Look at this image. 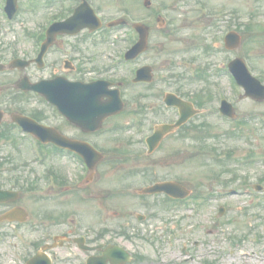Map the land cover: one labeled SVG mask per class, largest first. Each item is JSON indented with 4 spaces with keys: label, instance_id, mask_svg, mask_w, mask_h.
<instances>
[{
    "label": "rangeland",
    "instance_id": "374dc122",
    "mask_svg": "<svg viewBox=\"0 0 264 264\" xmlns=\"http://www.w3.org/2000/svg\"><path fill=\"white\" fill-rule=\"evenodd\" d=\"M20 2L27 3L26 0ZM199 3L208 7L213 16L205 21L199 18ZM139 7L142 8L134 5V17L142 15L143 8L140 11ZM156 10L170 14L176 35L166 32L167 27L160 28L156 15L152 17L151 45L141 62L153 66L154 80L148 86L131 87L130 97L129 90L124 96L128 101L125 113H128L136 95H148L144 101L151 106V125L147 123L140 130L128 128L87 135V139L102 147L107 159L99 164L94 180L85 184L87 192L84 194H75V189L85 187L74 184L80 170L75 159L62 154L49 156L44 150V156L39 154L43 160L33 159L32 162V155L15 130L0 149V155L6 157L3 165L6 176H17L21 180L19 184L25 188L35 182L36 193L28 190L20 200L30 213L29 220L37 206L45 211L53 207L65 211L62 205L65 198L56 196L63 185L43 190L48 189L45 174L53 169L65 176V184L73 192L68 196L72 200L70 206L80 211L85 222L98 220L117 225L124 220L137 222L135 214H145L144 223L149 226L138 224L143 238L138 251L147 256L149 264H264V129L257 118L264 114V101L238 99L242 89L233 82L226 68L234 57L246 55L250 71L264 83V0H155L152 11ZM44 17L23 9L13 27L0 17V59H9L13 53L9 43L13 41L17 49L32 45L29 36L24 34L25 29L36 30L37 20ZM243 21L253 24L250 31L245 30ZM229 30L237 31L242 38L239 48L233 51L223 46V36ZM189 44L192 45L185 46ZM105 45L123 47L125 44L114 41ZM206 45L208 51L203 49ZM202 68L206 69L207 80L191 78L195 70ZM117 71L119 76L130 73L126 66ZM40 73L47 75L49 70ZM207 88L212 92L211 101L202 107L201 114L187 123L204 126L196 130L202 135L200 139L191 134L182 140L168 136L159 148L147 155L141 139L150 132L153 123L170 120L175 115L173 108L163 104L164 93L178 92L191 100ZM222 96L233 103L237 118L247 119L242 128L219 115ZM127 113L117 120L126 119ZM55 115L58 121L60 116ZM65 130L76 134L68 128ZM18 142L23 151L21 144L17 147ZM201 143L206 149L200 148ZM207 143L211 144V149L216 148V152L208 151ZM144 167L151 171L142 175L139 170ZM31 172L39 178L37 181L32 182L27 176ZM155 178H174L190 189L191 194L198 190L204 196L210 195L193 200L190 194L185 202L171 206H165L162 197L148 198L151 204L148 207L135 196V189ZM256 184L263 189L254 190ZM79 195L80 199L74 201ZM220 207H224L222 214H218Z\"/></svg>",
    "mask_w": 264,
    "mask_h": 264
},
{
    "label": "flooded vegetation",
    "instance_id": "af4514ba",
    "mask_svg": "<svg viewBox=\"0 0 264 264\" xmlns=\"http://www.w3.org/2000/svg\"><path fill=\"white\" fill-rule=\"evenodd\" d=\"M51 8L55 11L53 17L65 19L69 17L77 6L87 3L94 12L100 17L102 27L91 32L87 29L82 30L75 36H59L58 42L52 45L44 55V65L39 67L34 60L38 54L40 38L38 35L35 44L28 46L29 52L21 55H11V59H21L15 67H10L9 61L0 60L5 64L0 71V110L3 111L4 121L0 126V145L7 139L8 129L16 128L21 135L24 133L10 118L13 112L29 116L37 122L54 126L59 131L75 139H87V132L79 127L70 124L62 117L57 109L47 103L39 93L21 89V82L34 83L41 79H52L57 75L64 76L70 80L90 82L96 79H106L112 82L113 87L118 86L121 93L127 90V78L114 80L116 71L109 64L104 62L105 52L109 54L108 59L123 58V50L119 46L111 47L103 43L114 42L119 36H126L122 27L105 26L107 20L114 18L116 11L111 12L105 8V3L110 0H48ZM113 1V0H111ZM124 3H132L139 0H118ZM150 13L149 11H147ZM116 13V14H115ZM148 13L144 14L145 19L151 17ZM114 14V15H113ZM104 21V22H103ZM125 28V27H123ZM135 35V33H134ZM134 39V36H133ZM38 41V42H37ZM65 42V44H64ZM31 48V49H30ZM10 59V60H11ZM24 61H28L25 65ZM24 63V64H23ZM22 65H25L21 67ZM48 68L49 73L41 76L39 70ZM23 87L26 85L23 84ZM133 100V99H132ZM133 106L128 110L126 119H120V114L109 117L105 122H109L111 130L117 129L119 122L132 119L135 112L141 107L133 100ZM138 106V108H137ZM60 116L56 121V115ZM126 123V122H125ZM68 128L76 134L66 131ZM68 132V133H67ZM13 136L10 135V138ZM49 146H54L49 144ZM3 166V157L1 158ZM2 169V168H0ZM34 176V174H32ZM18 178L10 180L11 187L7 183L8 179L3 170L0 171V189L15 190L19 192L16 199L0 202V264H27L32 259V264H111L104 260V252L108 246H117L130 253L128 261H121L120 257H125V253H116L121 264H148L147 259L137 253L135 243L131 237L124 236L123 232L118 231L106 236L105 230L101 225L102 221L79 222L69 219L68 215L56 212V215L45 217L37 211L31 221L25 222L10 221L3 219V215L13 209H18L23 205L20 198L24 195L21 185L15 182ZM18 181H21L18 179ZM70 192L65 189L64 195ZM60 195V197L64 196ZM14 218H20L19 214H13ZM69 219V220H68Z\"/></svg>",
    "mask_w": 264,
    "mask_h": 264
},
{
    "label": "water",
    "instance_id": "95a60500",
    "mask_svg": "<svg viewBox=\"0 0 264 264\" xmlns=\"http://www.w3.org/2000/svg\"><path fill=\"white\" fill-rule=\"evenodd\" d=\"M137 30L140 33L141 40L137 43L135 49L130 51V55L137 54L140 50L143 49L146 39L147 30L145 27L139 25L137 26ZM239 38L233 32L226 38V46L228 48H234L238 45ZM230 69L234 73L235 78L239 84H241L245 90L243 96H250L257 100L264 99V86L259 83V81L253 77H251L244 65L242 64L241 60L235 59L230 64ZM151 75L149 74V68H143L140 70V79H150ZM87 99L91 100L90 95H87ZM165 101L167 104H173L180 108L182 117L175 125H162L159 126L156 130L155 134L152 136L151 140L156 141L154 146L160 140L163 134L168 131H171L175 126L184 122L190 115L194 114L195 111L193 110L190 103L181 100L180 98L176 97L171 93H167L165 97ZM222 111L229 115H234L232 111V107L228 103H224L222 107ZM91 153V152H90ZM148 191H166L173 196H185L187 194V190L173 182H163L153 185L152 187L147 188Z\"/></svg>",
    "mask_w": 264,
    "mask_h": 264
},
{
    "label": "bare ground",
    "instance_id": "6f19581e",
    "mask_svg": "<svg viewBox=\"0 0 264 264\" xmlns=\"http://www.w3.org/2000/svg\"><path fill=\"white\" fill-rule=\"evenodd\" d=\"M243 254V253H242ZM261 264H263V263H261Z\"/></svg>",
    "mask_w": 264,
    "mask_h": 264
}]
</instances>
